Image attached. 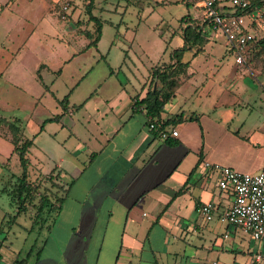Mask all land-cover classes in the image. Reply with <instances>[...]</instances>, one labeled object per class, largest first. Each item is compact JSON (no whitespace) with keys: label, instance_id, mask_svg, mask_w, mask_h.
Wrapping results in <instances>:
<instances>
[{"label":"crops","instance_id":"1","mask_svg":"<svg viewBox=\"0 0 264 264\" xmlns=\"http://www.w3.org/2000/svg\"><path fill=\"white\" fill-rule=\"evenodd\" d=\"M74 1L78 3V0L62 3L52 0L48 12L56 19L46 16L49 33L41 31L43 37L51 36L47 38L51 47L43 60L35 64L39 69L47 66L56 76L61 71L59 46L65 26L60 13H66L67 17L70 8L77 4ZM63 4L68 7L66 10L62 9ZM88 25H81L79 31L91 32L93 29H88ZM258 25H250L255 35ZM4 32L13 53L9 70L14 68L16 55L17 61L25 55L27 39L22 37V26ZM90 40L82 42V48L75 54L91 48ZM224 45L226 52V42ZM170 52L163 62L170 60ZM196 55L192 53V57ZM183 57V61H189V76L181 80L161 113L162 120L169 122L167 128L176 129L177 135L161 139L148 128L151 117L145 109L134 105L133 97H143L149 88V70L153 65L143 85L139 82L136 86L94 88L79 98L71 97L69 92L71 101L54 107L43 118L37 136H43L44 146L39 149L48 160H39L38 164L29 160V178L53 171L58 174L59 183L68 187V192L46 228L42 244L35 252L32 248L31 264H203V259L209 261L210 257H214L215 264L214 259L218 262L220 255L227 257L231 252L236 254L232 264H248L252 254L260 249V243L254 248L256 241L249 234L228 226L223 220L233 194L218 187V174L205 168L202 162H217L244 172L262 169L264 119L238 118L231 100L219 103L220 109L209 119L202 102H188L192 87L202 84L198 81L194 84L192 79L205 73L190 70L194 58ZM22 62L25 63L24 58ZM228 82L231 86L237 83L234 72L229 74ZM197 88L193 89L194 93ZM36 95L43 97L44 93L39 91ZM55 116L60 117L48 120ZM57 134L62 135L61 142L56 141L60 152H51L46 142L55 140ZM31 138L33 145L34 137ZM206 201L215 205L209 220L197 210ZM5 242L4 236L0 249ZM2 259L0 252V264ZM230 263L231 258L224 264Z\"/></svg>","mask_w":264,"mask_h":264},{"label":"rangeland","instance_id":"2","mask_svg":"<svg viewBox=\"0 0 264 264\" xmlns=\"http://www.w3.org/2000/svg\"><path fill=\"white\" fill-rule=\"evenodd\" d=\"M64 1L60 0V3ZM88 1H74L77 4L70 8L67 17L66 13H60L61 23L65 26L59 46L61 71L56 76L47 66L39 69L35 64L50 52L51 45L47 38L51 36L43 37L41 31L49 33L45 18L53 16L48 12L52 0H0V117L15 120L23 136L34 137V144L28 153L32 164L48 160L39 149L44 146V142L41 139L43 136L38 137L37 132L43 118L51 114L54 107L71 101L69 92H72L71 97L79 98L80 94L84 96L94 88L136 86L139 82L143 85L149 68L156 63L163 64L169 57L168 52L182 43L179 29L181 16L204 12L200 7L202 0H95L92 13L101 21V36L96 46L78 55L75 53L82 48V42L89 40L85 32L79 31L80 26L89 24L88 29L92 30L95 25L87 13ZM12 22L14 24L10 26ZM21 26L22 37L27 39L25 55L19 56V61L16 55L13 59L14 68L8 70L13 53L11 47L7 46V31H4L9 28L18 30ZM76 31L73 39L70 33L73 35ZM255 32L258 37L264 35V17ZM224 43L223 38L209 40L195 57H192L191 51L184 53V60L194 58L190 70L205 73L192 79L194 84H202L198 88L196 85L192 87L188 102H202L210 119L220 109L219 103L231 100L234 101L238 118L263 121L264 46L245 65L235 63L233 53L225 52ZM73 54L76 56L69 59ZM23 58L25 63L22 62ZM229 72H234L237 77V83L232 86L228 82ZM196 88L194 93L193 89ZM229 89L233 92H229ZM39 91L44 93L43 97L36 95ZM204 124H207L205 120ZM5 127L4 122H0V220L11 218L17 211V203L9 190L21 172L18 155L12 152V143L4 136L7 132ZM60 139L62 135L57 134L55 140L46 142L49 151L60 152L59 143L56 142H61ZM46 178V175H39L34 180L41 187L49 186L50 182ZM29 180H32L31 177ZM55 181L60 182L58 176ZM32 219H36L33 225ZM49 221L50 218L42 222L41 217H35L32 208L28 213H20L16 221L0 231V238L5 236L6 241L0 249L2 264H11L16 254L17 258L25 256L31 247L35 252L47 234ZM259 243L260 249L264 251V244L260 241H256L254 248L257 249ZM231 253L227 257L220 255L218 262L214 259L215 264L229 263L230 258L232 264L233 255L236 254ZM212 258L209 261L203 259V264H213ZM33 261L32 254L28 262L31 264Z\"/></svg>","mask_w":264,"mask_h":264},{"label":"trees","instance_id":"3","mask_svg":"<svg viewBox=\"0 0 264 264\" xmlns=\"http://www.w3.org/2000/svg\"><path fill=\"white\" fill-rule=\"evenodd\" d=\"M262 1L263 0H250V3L251 5H255ZM92 2L93 0H89L87 3V11L89 18L94 21L95 27L91 32L87 31L85 34L88 38H91L89 44L96 46L101 34V21L90 11ZM179 29L182 37V44L171 50L170 60L161 65H153L150 68V84L146 94L141 98L139 95L133 97L134 105L136 107L142 106L146 114L151 117L149 120L155 121L156 123L162 122L161 125L163 126H167L166 124L169 123L168 121H163L161 118V113L164 111L165 104L172 99L181 80L189 76L187 72L189 61H183V54L190 50L196 55L204 49L205 43L211 40L206 22L199 21L198 18L192 17L190 13L181 16L179 19ZM262 46H264V35L261 37L254 35L245 52V65L259 53ZM226 52L232 53L229 48L226 49ZM65 100L66 98L64 97V101ZM59 117L60 116H55L48 120L59 119ZM0 122H4L6 125L5 128L7 132L4 136L12 143V152L18 155L21 166V172L16 176L9 190V193L17 203V211L11 218L0 221V231L9 227L10 223L14 222L15 218L20 213H28L32 208L35 211V217H41L42 222L50 218L47 226L48 228L63 204L68 192V187H64L63 184L55 181L58 174H54L53 171L46 175V179L50 182L49 186L45 185L41 187L34 179L29 180V159L27 157V152L28 148L32 145L33 139L22 135L19 125H17L15 120H8L0 117ZM34 222H36V219L32 221V225ZM40 227H42V224H40ZM3 239L4 236L0 238V246ZM31 253L32 247L26 252L25 257H15L11 264H27Z\"/></svg>","mask_w":264,"mask_h":264},{"label":"built area","instance_id":"4","mask_svg":"<svg viewBox=\"0 0 264 264\" xmlns=\"http://www.w3.org/2000/svg\"><path fill=\"white\" fill-rule=\"evenodd\" d=\"M204 12L190 15L206 22L211 37L223 38L231 49L236 64L245 63V52L254 37L251 24H259L264 17V0L251 5L250 0H202ZM66 5L63 9H66ZM151 119V118H150ZM149 120L148 128L156 131L161 139L177 135L176 129H169ZM202 165L218 174L220 189L230 190L233 201L223 212L222 218L228 226L237 227L255 241L264 244V167L257 172H244L229 165L204 160ZM215 205L206 201L197 208L207 220L213 216ZM264 264V251L252 254L248 264Z\"/></svg>","mask_w":264,"mask_h":264}]
</instances>
